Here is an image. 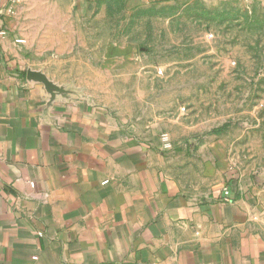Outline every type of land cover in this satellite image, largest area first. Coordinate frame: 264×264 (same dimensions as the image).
Here are the masks:
<instances>
[{
  "label": "crops",
  "instance_id": "crops-1",
  "mask_svg": "<svg viewBox=\"0 0 264 264\" xmlns=\"http://www.w3.org/2000/svg\"><path fill=\"white\" fill-rule=\"evenodd\" d=\"M5 4L0 264H264V191L227 176L212 191L186 186L167 155L131 138L114 114L53 75L64 46L42 42L47 33L33 36L32 21L24 26L30 15L22 18L21 6L10 14ZM42 4L45 19L67 14L58 1ZM28 70L68 93L51 99Z\"/></svg>",
  "mask_w": 264,
  "mask_h": 264
},
{
  "label": "rangeland",
  "instance_id": "rangeland-1",
  "mask_svg": "<svg viewBox=\"0 0 264 264\" xmlns=\"http://www.w3.org/2000/svg\"><path fill=\"white\" fill-rule=\"evenodd\" d=\"M53 1L67 14L5 5L64 46L54 76L167 155L186 186L212 191L227 176L264 191V0Z\"/></svg>",
  "mask_w": 264,
  "mask_h": 264
},
{
  "label": "water",
  "instance_id": "water-1",
  "mask_svg": "<svg viewBox=\"0 0 264 264\" xmlns=\"http://www.w3.org/2000/svg\"><path fill=\"white\" fill-rule=\"evenodd\" d=\"M27 79L29 81H34L43 84L46 91L49 93L51 99H54L57 94L64 95L68 93L65 88L57 86L41 72L28 70Z\"/></svg>",
  "mask_w": 264,
  "mask_h": 264
},
{
  "label": "built area",
  "instance_id": "built-area-1",
  "mask_svg": "<svg viewBox=\"0 0 264 264\" xmlns=\"http://www.w3.org/2000/svg\"><path fill=\"white\" fill-rule=\"evenodd\" d=\"M17 42L21 43V41H17ZM166 147H169V145H166ZM222 190H223V194L225 196H228L230 194V191H229V189L227 187L223 188ZM35 259H36V257H33V260H35Z\"/></svg>",
  "mask_w": 264,
  "mask_h": 264
},
{
  "label": "trees",
  "instance_id": "trees-1",
  "mask_svg": "<svg viewBox=\"0 0 264 264\" xmlns=\"http://www.w3.org/2000/svg\"><path fill=\"white\" fill-rule=\"evenodd\" d=\"M222 129H218L216 131H214L215 133H219Z\"/></svg>",
  "mask_w": 264,
  "mask_h": 264
}]
</instances>
